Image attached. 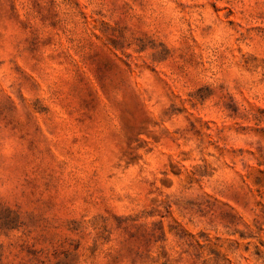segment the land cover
Returning <instances> with one entry per match:
<instances>
[{
	"label": "rangeland",
	"instance_id": "rangeland-1",
	"mask_svg": "<svg viewBox=\"0 0 264 264\" xmlns=\"http://www.w3.org/2000/svg\"><path fill=\"white\" fill-rule=\"evenodd\" d=\"M0 264H264V0H0Z\"/></svg>",
	"mask_w": 264,
	"mask_h": 264
}]
</instances>
